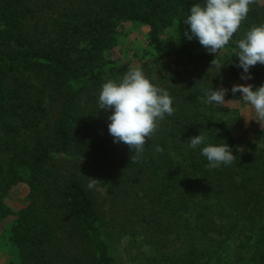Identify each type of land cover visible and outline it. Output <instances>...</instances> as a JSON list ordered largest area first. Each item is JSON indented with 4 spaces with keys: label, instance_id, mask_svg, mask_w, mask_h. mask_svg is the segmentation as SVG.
Listing matches in <instances>:
<instances>
[{
    "label": "trees",
    "instance_id": "1",
    "mask_svg": "<svg viewBox=\"0 0 264 264\" xmlns=\"http://www.w3.org/2000/svg\"><path fill=\"white\" fill-rule=\"evenodd\" d=\"M195 3L203 0H0V219L11 212L4 197L25 182L29 204L19 211L10 236L24 264H118L112 233L135 227L156 243L180 236L184 228L189 240L198 234L236 236L238 256L264 264V138L213 131L207 142L227 143L236 155L231 165L216 168L201 155L207 145L189 146L191 137L212 124L210 116L199 119L193 103L205 90L219 88L217 71L199 65L171 74L159 70L152 82L168 91L175 112L160 122L134 162L131 149L109 134L111 111L99 108L102 85L130 70L110 58L121 22L149 27L156 66L212 58L193 50L187 39L179 43L164 35ZM260 25L264 5L257 0L225 46L233 77L243 73L235 41ZM250 71V81L264 85V65ZM46 98L59 109L53 122ZM72 152L91 159L92 168L87 161L57 156ZM92 179L100 181L89 188ZM99 183H108L117 207L112 229L95 190ZM183 214L193 220L186 218L181 227ZM192 252L189 264L195 263ZM170 260L166 264H176Z\"/></svg>",
    "mask_w": 264,
    "mask_h": 264
},
{
    "label": "rangeland",
    "instance_id": "2",
    "mask_svg": "<svg viewBox=\"0 0 264 264\" xmlns=\"http://www.w3.org/2000/svg\"><path fill=\"white\" fill-rule=\"evenodd\" d=\"M258 1L264 5V0ZM185 27L181 20L176 21L172 27L166 30L164 35H174L176 41L179 40L180 43L181 40L187 39L184 36ZM190 43L194 44L193 50L203 51L208 54L207 50L197 39L191 40ZM154 55L155 51L149 43V27L146 24L124 21L118 25L117 45L110 53V58L118 65L128 64L130 69L134 67L141 68L145 75L152 80L158 77L160 69L163 70V73L171 74L175 69L182 70L187 68L191 71L195 66L199 65V68H206L212 72H216L217 70L214 67L211 68L212 61L215 58L224 65L221 72L217 71L219 75L216 78V83L219 88L229 89L225 99L230 102L223 107L215 104L210 105L205 102L207 99L206 95L201 94L193 103L199 119H202L204 115L207 117L210 116L209 120L212 121V124L209 123L210 126L205 128L207 138L213 135V131L216 133L219 131L222 134H231L233 136L245 134L246 139H250L251 141L262 140L264 138V130L254 120L250 121L254 116V110L250 105H245L239 93L233 95L231 92L232 86L237 84H252L256 87L258 86L250 80L245 81L241 77H233L231 74H228L229 49H222L217 57L213 54H208L212 58L205 59L206 61L195 60L193 62H186L180 66L170 61L156 66L153 61ZM144 62L149 64L148 67H143ZM194 77L196 78L195 75L190 74L187 76L192 81H195ZM32 78L36 82L40 81L36 76ZM194 88L201 91L198 85H195ZM46 104L49 107L48 120L53 122L58 115L59 109L55 107L52 109L50 100L47 98ZM236 146L238 149H247L246 145ZM57 156L68 160L80 159L87 161L90 169L93 166L91 159L86 158L83 154L79 155L72 152L69 154H58ZM107 184L99 183L95 190L104 203V208L107 212L106 225L109 229H112V219L115 215L114 208L117 209V207L111 204L112 200L109 199L110 195L108 194ZM29 192V186L25 182H20L13 186L3 199L4 206L11 212L6 217L0 219V264H24L10 236L12 234V225L18 217L19 211L29 204ZM182 216L179 219L181 227L186 224V218L189 221L193 220L187 214H183ZM183 230L185 231V228ZM184 231L180 236H177V233H173L167 235L165 240L156 243L157 238H147V233H145L144 229L135 227L129 232L121 234L115 229V233H112L113 240L111 245L118 264H166L171 261V258L176 264H189V259L193 257V250L196 253V256H194V264H256V262L250 259L240 258L238 256L237 245L239 241L236 236L226 237L215 233L209 234L208 236L198 234L194 240H189V237L184 234ZM167 257H170V259H167Z\"/></svg>",
    "mask_w": 264,
    "mask_h": 264
},
{
    "label": "clouds",
    "instance_id": "3",
    "mask_svg": "<svg viewBox=\"0 0 264 264\" xmlns=\"http://www.w3.org/2000/svg\"><path fill=\"white\" fill-rule=\"evenodd\" d=\"M257 0H203L190 7L189 14L183 19L186 26L184 36L189 40L197 39L208 54L217 57L218 53L233 40L242 22L247 18L250 5ZM237 45V66L243 69L242 80L253 79L251 68L264 65V25L253 26L243 39L235 41ZM217 71L224 68L218 60L212 61ZM229 89L215 88L205 90L207 104L223 107L230 101L225 97ZM233 95L240 94L245 105L254 110V120L264 130V85L237 84L231 88ZM100 110L111 111L108 119L109 134L114 143L126 144L132 152L131 159L136 161L144 152L146 144L159 130L160 122L174 114L173 98L168 91L152 82L139 67L131 68L119 79H108L102 85L98 100ZM190 147L196 149L202 145L201 155L206 157L209 168L221 164L229 166L235 162L232 148L227 144L213 145L200 132L189 139ZM157 152L163 149L156 146ZM89 183L92 188L94 182Z\"/></svg>",
    "mask_w": 264,
    "mask_h": 264
}]
</instances>
